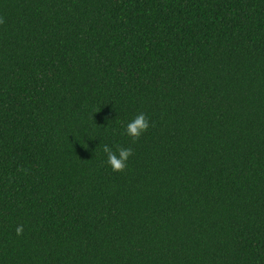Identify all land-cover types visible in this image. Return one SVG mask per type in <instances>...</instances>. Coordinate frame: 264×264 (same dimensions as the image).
Masks as SVG:
<instances>
[{
  "label": "trees",
  "instance_id": "16d2710c",
  "mask_svg": "<svg viewBox=\"0 0 264 264\" xmlns=\"http://www.w3.org/2000/svg\"><path fill=\"white\" fill-rule=\"evenodd\" d=\"M0 264H264V0H0Z\"/></svg>",
  "mask_w": 264,
  "mask_h": 264
},
{
  "label": "clouds",
  "instance_id": "9594fccd",
  "mask_svg": "<svg viewBox=\"0 0 264 264\" xmlns=\"http://www.w3.org/2000/svg\"><path fill=\"white\" fill-rule=\"evenodd\" d=\"M149 127V118L141 112L128 121L124 128L123 134L133 138V140H138L144 133L148 131ZM99 147L102 148L103 153L106 155V163L113 172H123L126 169L129 158L133 154L132 148L117 147L114 151L113 148L108 144L99 145ZM22 232L23 227L18 226L16 228L17 235H20Z\"/></svg>",
  "mask_w": 264,
  "mask_h": 264
}]
</instances>
